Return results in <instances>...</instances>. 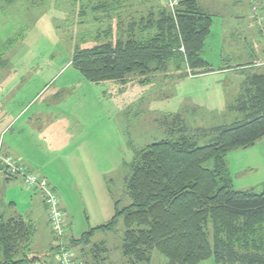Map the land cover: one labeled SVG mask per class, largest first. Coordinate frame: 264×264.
<instances>
[{
    "label": "rangeland",
    "instance_id": "obj_1",
    "mask_svg": "<svg viewBox=\"0 0 264 264\" xmlns=\"http://www.w3.org/2000/svg\"><path fill=\"white\" fill-rule=\"evenodd\" d=\"M179 1L17 0L9 4L0 0V145L3 153L22 165L27 148L40 149L36 155L42 167L32 171L44 173L60 195L70 237H87L93 227L109 223L117 200L120 209L132 203L125 179L135 149L180 137L176 115L189 129L187 136L199 145L209 142L211 133L202 137L198 128L230 125L243 118L228 106L246 81L245 77L236 81L237 75L252 72L242 66L258 60L257 71H264V24L253 17L254 6L264 16V0H245L246 5L237 8L233 0H198L213 13L202 56L216 72L195 75L187 66L177 70L170 63L166 71L148 77L132 75L126 83L98 84L84 79L72 65L76 49L126 39L130 25L134 23L138 33L142 19L147 20L151 12L176 10ZM241 10L246 18L239 20ZM236 43L250 49L235 50ZM230 68L232 72L219 71ZM48 127L55 134L56 149L37 140V133ZM5 141L19 156L5 150ZM252 150L240 148L228 156L235 189L257 188L264 182L262 151ZM0 214L5 219L22 216L36 221L38 237L32 247L41 260L35 264H59L39 191L21 178L7 180L0 173ZM124 230L123 217H118L115 229L92 236V245L103 241L109 247V261L102 260L103 264H129L121 249ZM88 243L72 248L78 264H101L93 261L92 247H83ZM166 263L167 258L154 249L148 264ZM199 264L217 263L210 258Z\"/></svg>",
    "mask_w": 264,
    "mask_h": 264
},
{
    "label": "trees",
    "instance_id": "obj_2",
    "mask_svg": "<svg viewBox=\"0 0 264 264\" xmlns=\"http://www.w3.org/2000/svg\"><path fill=\"white\" fill-rule=\"evenodd\" d=\"M2 1L13 4L17 0ZM253 17L258 20V15ZM212 25L213 15L198 0H180L176 10L151 12L147 20L142 19L138 33L134 23L130 25L126 39L76 49L72 65L98 84L126 83L132 75L148 77L166 71L170 63L177 70L187 66L195 75L215 71L202 56ZM244 68L252 72L243 70L248 74L246 81L228 106L243 118L230 125L198 128L202 137L211 133L210 141L199 145L187 136L189 129L176 115L180 137L134 148L125 179L132 203L120 209L117 200L111 221L93 227L87 237L69 236L71 248L90 243L99 230L115 229L118 217H123L121 249L129 264L150 263L154 249L167 258L166 264H199L210 258L217 264H264V183L235 189L227 164L230 151L264 138V71H257L256 61ZM0 173L7 180L16 177H9L1 163ZM35 189L47 208L44 194ZM36 233L31 220L5 219L0 214V264L40 261L32 247ZM90 251L95 263L109 261L105 242L94 243Z\"/></svg>",
    "mask_w": 264,
    "mask_h": 264
},
{
    "label": "built area",
    "instance_id": "obj_3",
    "mask_svg": "<svg viewBox=\"0 0 264 264\" xmlns=\"http://www.w3.org/2000/svg\"><path fill=\"white\" fill-rule=\"evenodd\" d=\"M253 11L255 16L258 15V22L263 24L264 16L260 15V9L254 6ZM0 163L4 165L9 177H20L26 186L37 188L44 194L50 227L55 237L53 246L55 258L59 264H77L75 253L69 246V221L60 195L42 175L27 170L12 156L3 153L1 145Z\"/></svg>",
    "mask_w": 264,
    "mask_h": 264
},
{
    "label": "crops",
    "instance_id": "obj_4",
    "mask_svg": "<svg viewBox=\"0 0 264 264\" xmlns=\"http://www.w3.org/2000/svg\"><path fill=\"white\" fill-rule=\"evenodd\" d=\"M250 2V1H249ZM199 3L208 11V12H210L212 15H213V13H212V11L209 9V7H207V6H204L200 1H199ZM233 4L236 6V8L237 7H239V6H243V5H246V2H245V0H233ZM250 6H251V2H250ZM238 15L236 16V18L237 19H239V20H242V19H244V18H246V15H245V10H241V11H238ZM242 13V14H241ZM249 13H251V7H250V10H249ZM251 18V17H250ZM236 49L235 50H244V49H246V50H249L248 48H246L244 45H237V43H236V46H234ZM258 61V60H257ZM256 61V62H257ZM238 65H241V64H238ZM237 65V66H238ZM235 67V66H234ZM63 70V69H62ZM230 71V72H232V70H233V68H230V69H220L219 71ZM216 71H218V70H215V71H211V72H207V73H204V74H209V73H212V72H216ZM242 72V71H241ZM199 75V74H198ZM237 75V74H236ZM239 76V77H238ZM247 76H248V74H247V72H244V73H242V74H238L237 75V78H236V76H235V78L237 79L236 81H240L241 82V79H243V77H245V78H247ZM85 79V78H84ZM87 80V79H86ZM89 81V80H88ZM81 82H79V84H80ZM77 84H78V82H77ZM235 101V100H234ZM28 106L29 105H27L26 107H25V109L24 110H26L27 108H28ZM40 114V113H39ZM38 114V115H39ZM40 117V116H39ZM52 125H53V123L51 124V126L50 127H52ZM50 127H48V128H45V129H43V130H41V131H39V133H37V140H39V141H43V142H45V143H47V145H53V146H51L52 148H54V149H56L57 148V142H55L54 140H53V135L55 136V134H53L52 132H50V130H49V128ZM56 132H58V130H56ZM64 132H66V130H64ZM59 134H61V133H59L58 132V134L57 135H59ZM64 140V139H63ZM4 144V143H3ZM54 144H56V145H54ZM250 148H245V147H241V148H244V149H254V150H252V151H255L256 149L260 152V151H262V153H261V155L263 156V159H264V138L263 139H261V140H259L258 142H256L254 145H252V146H249ZM252 147V148H251ZM237 149H240V148H237ZM237 149H234V150H232V151H230L229 153H228V155H227V164H228V167H229V169H230V172H231V176L233 175V171H232V168L230 167V161H229V155H232L231 153L233 152V151H236ZM5 150L7 151V152H9V153H11V151L13 152L12 154H14L15 156L17 155L16 153H15V151H13L12 149H11V147L8 145V143H6V141H5ZM38 152H40V149H38V147L36 146V145H34V146H32V147H30V148H27L26 150H25V153H24V157H23V160L25 161V160H27V161H25L26 163L24 164V166L26 167L27 166V168L31 171V172H34V171H32V170H34V169H32V168H37V167H42V163H40L39 161H40V159H39V156H37L36 155V153H38ZM17 156H19V155H17ZM54 167H56V165H54ZM37 173V172H36ZM38 174H41V173H38ZM42 176H44V177H46L45 175H44V173H42L41 174ZM47 179H48V177H46ZM232 179H233V184H234V180H235V178L232 176ZM49 180V179H48ZM49 182H50V180H49ZM51 183V182H50ZM264 183V182H263ZM263 183H261V184H263ZM235 185V184H234ZM252 188H254V187H252ZM238 190V189H237ZM244 190V189H243ZM41 200H42V203H43V206H44V201H43V198H42V196H41ZM45 217V221H46V224H47V226L49 227V229H51L50 228V222H49V219H48V215H46V216H44ZM35 223H36V221H35ZM50 232H51V230H50ZM38 236H37V233H36V236H35V238H37ZM50 244H52V243H50ZM81 245V244H80ZM51 246V245H50ZM83 247H92V244L90 243V244H88V245H85V246H83ZM84 249L82 248V251H83ZM33 252H35V253H37V254H39V252L38 251H35V250H33ZM84 253H85V250H84ZM81 260V259H80ZM38 263V262H37ZM105 263H108V261H106Z\"/></svg>",
    "mask_w": 264,
    "mask_h": 264
},
{
    "label": "water",
    "instance_id": "obj_5",
    "mask_svg": "<svg viewBox=\"0 0 264 264\" xmlns=\"http://www.w3.org/2000/svg\"><path fill=\"white\" fill-rule=\"evenodd\" d=\"M34 256V255H33Z\"/></svg>",
    "mask_w": 264,
    "mask_h": 264
}]
</instances>
